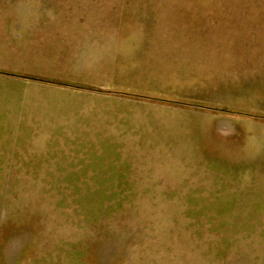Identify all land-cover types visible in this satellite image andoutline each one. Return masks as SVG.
<instances>
[{"label": "rangeland", "instance_id": "1", "mask_svg": "<svg viewBox=\"0 0 264 264\" xmlns=\"http://www.w3.org/2000/svg\"><path fill=\"white\" fill-rule=\"evenodd\" d=\"M0 18V98L69 83L87 124L0 134V264H264V0H0Z\"/></svg>", "mask_w": 264, "mask_h": 264}, {"label": "crops", "instance_id": "2", "mask_svg": "<svg viewBox=\"0 0 264 264\" xmlns=\"http://www.w3.org/2000/svg\"><path fill=\"white\" fill-rule=\"evenodd\" d=\"M4 20H0V32L5 34V41H3L5 47H11L12 42L14 40H9L7 34H13L15 25L14 20L12 18H9L10 20H6L8 18H0ZM62 20H57V18H53L52 24L47 26L45 24L41 28L44 30L46 27L48 29H52L53 33L56 34L62 33V27H60V23ZM18 29L22 30H29L32 28H23L21 26H18ZM68 27L65 30V35L69 36V32H66ZM33 30V29H32ZM33 31H36L33 30ZM71 31L70 33H72ZM63 34V33H62ZM11 38V37H10ZM38 46L40 47H51L53 46H60L63 45H69L70 47H80L78 49L79 54L82 55L81 58L93 56L95 52L98 54V57L102 56V59L104 60L105 55L103 54V50L98 51L94 48L99 46L98 44H94V41H83V40H67L65 42H62L56 39H52L50 41H47L46 39H38ZM40 41V42H39ZM32 44V42H29ZM94 52V53H93ZM92 54V55H90ZM91 59V58H88ZM49 82V81H48ZM69 83H51L45 84L37 82L35 86H32V88L28 91V94L26 97H23L21 100H14L13 96L17 97V95L12 92L10 94L11 97L7 98L6 101H3L0 98V124L4 125V131L0 132V134L5 135H39V134H73L78 132V128H80V125L82 127H86V123L80 122L77 120L76 117H73L71 114L65 113V107L66 104H64L63 100L61 99L62 93H69L68 85ZM34 89L38 90L40 89V92H47L42 97L38 98L36 97V94L33 93ZM35 90V91H36ZM9 94V91L7 92ZM50 94H56L59 98V100H56V102H52L54 100L51 99ZM65 94L63 96H65ZM56 98V97H55ZM57 99V98H56ZM20 104V106H19ZM16 105V106H15ZM17 108V110H11V108ZM60 109V111H59ZM3 111L5 113H3ZM81 129V128H80ZM11 165V164H8ZM13 165V163H12Z\"/></svg>", "mask_w": 264, "mask_h": 264}]
</instances>
